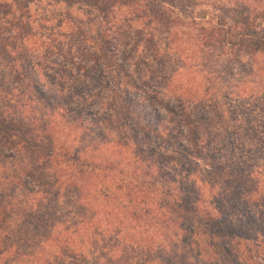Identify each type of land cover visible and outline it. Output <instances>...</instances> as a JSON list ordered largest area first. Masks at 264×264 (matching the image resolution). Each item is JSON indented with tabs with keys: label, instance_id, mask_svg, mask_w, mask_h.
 Masks as SVG:
<instances>
[{
	"label": "trees",
	"instance_id": "1",
	"mask_svg": "<svg viewBox=\"0 0 264 264\" xmlns=\"http://www.w3.org/2000/svg\"><path fill=\"white\" fill-rule=\"evenodd\" d=\"M202 4L0 0V264H264V8Z\"/></svg>",
	"mask_w": 264,
	"mask_h": 264
},
{
	"label": "rangeland",
	"instance_id": "2",
	"mask_svg": "<svg viewBox=\"0 0 264 264\" xmlns=\"http://www.w3.org/2000/svg\"><path fill=\"white\" fill-rule=\"evenodd\" d=\"M203 4L199 6L197 9H206L212 15V13H216L217 15H221L222 18L230 21L229 13L237 14L246 13L250 9L255 7L264 8V0H201ZM76 7L74 9L70 8L66 4L57 3V2H49L43 1L41 3H37L33 5V10L37 12V19L46 17L47 15L56 17V21L58 22L64 15L70 10L76 11ZM56 26V25H54ZM57 28V27H56ZM41 36V35H40ZM45 36L43 37V39Z\"/></svg>",
	"mask_w": 264,
	"mask_h": 264
}]
</instances>
